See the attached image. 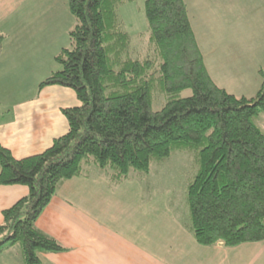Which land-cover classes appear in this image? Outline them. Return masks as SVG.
Listing matches in <instances>:
<instances>
[{
  "label": "trees",
  "instance_id": "trees-1",
  "mask_svg": "<svg viewBox=\"0 0 264 264\" xmlns=\"http://www.w3.org/2000/svg\"><path fill=\"white\" fill-rule=\"evenodd\" d=\"M67 1L76 19L71 44L41 86L71 88L79 104L63 108L68 130L40 153L17 158L0 142V185L29 188L3 211L0 252L20 244L25 264H40L41 253L63 250L36 221L64 180L98 168L119 184L176 152L194 158L186 196L196 240L229 247L264 241V132L255 122L264 113V69L252 97L219 87L185 0H146L150 36L137 57L119 16L134 0ZM157 100L165 102L156 110Z\"/></svg>",
  "mask_w": 264,
  "mask_h": 264
},
{
  "label": "crops",
  "instance_id": "crops-1",
  "mask_svg": "<svg viewBox=\"0 0 264 264\" xmlns=\"http://www.w3.org/2000/svg\"><path fill=\"white\" fill-rule=\"evenodd\" d=\"M185 2L214 82L238 97L256 95L264 0ZM74 24L67 0H0V142L17 158L44 151L68 130L63 108L79 104L75 92L41 84L57 70ZM103 174L92 168L59 185L36 226L63 250L41 253L40 264H264V241L200 244L189 214L180 217L168 194L144 178L112 184ZM28 194L26 185H0V223L3 211ZM8 254L9 264H25L20 244L0 256Z\"/></svg>",
  "mask_w": 264,
  "mask_h": 264
},
{
  "label": "rangeland",
  "instance_id": "rangeland-1",
  "mask_svg": "<svg viewBox=\"0 0 264 264\" xmlns=\"http://www.w3.org/2000/svg\"><path fill=\"white\" fill-rule=\"evenodd\" d=\"M145 3L146 0H134L133 2H129L119 7V16L122 22H124V28L132 36V53L134 57L145 55L147 52L150 30L145 13ZM70 44L71 41L69 37L65 47L70 46ZM60 68L61 65L59 64L57 70ZM69 91H72V89L70 88ZM190 93L191 90L187 89L183 92V95H189ZM56 97L57 100H61L58 96ZM73 97L62 98L66 101H72ZM164 102L165 100L155 101L153 108L156 110L160 109ZM255 122L264 132L263 112L255 118ZM195 171V163L192 154L190 152H176L165 161L154 163L150 173L135 174L132 175V177L144 178L146 183H150L152 187L154 186L157 188L159 194H168L169 200L173 203V207L178 210L179 216L182 217L185 216V214H189L186 189L188 182L192 175H194ZM103 175L110 180L108 174L104 173ZM3 252L4 251L0 252V255L3 254ZM1 256L0 264H9L7 257H11V255L8 254L3 255V257Z\"/></svg>",
  "mask_w": 264,
  "mask_h": 264
}]
</instances>
